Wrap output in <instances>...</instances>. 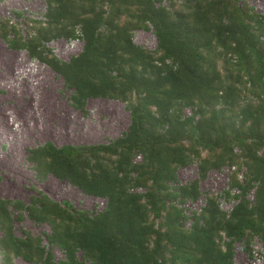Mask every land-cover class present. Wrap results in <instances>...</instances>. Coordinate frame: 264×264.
Here are the masks:
<instances>
[{
    "label": "trees",
    "instance_id": "16d2710c",
    "mask_svg": "<svg viewBox=\"0 0 264 264\" xmlns=\"http://www.w3.org/2000/svg\"><path fill=\"white\" fill-rule=\"evenodd\" d=\"M44 1L32 31L24 36L6 20L0 36L55 71L75 108L119 100L130 123L108 143L28 149L38 177L67 180L105 204L78 209L41 191L28 202L0 197L1 261L235 264V242L249 254L255 239L264 245V15L238 0ZM136 29H152L154 49L132 41ZM57 37L81 40L82 49L60 60L46 45ZM193 162L198 178L179 183L178 168ZM224 165L237 190L224 192L236 201L229 211L199 188ZM200 198L188 213L186 203ZM26 215L50 227L47 246L40 235L15 234ZM51 246L63 255L56 262Z\"/></svg>",
    "mask_w": 264,
    "mask_h": 264
},
{
    "label": "rangeland",
    "instance_id": "374dc122",
    "mask_svg": "<svg viewBox=\"0 0 264 264\" xmlns=\"http://www.w3.org/2000/svg\"><path fill=\"white\" fill-rule=\"evenodd\" d=\"M238 1L241 5L251 7L254 13L264 15V0ZM161 5L167 7L169 4L167 0H163ZM45 10L44 0H0V25L6 20L15 23L25 36L33 30L29 22L43 21ZM261 40L264 48V33ZM132 41L149 50L156 46V37L152 29L133 30ZM46 45L58 59L67 61L82 49L83 41L57 37ZM5 61L6 64L3 63ZM8 63L9 69L5 71L3 68ZM2 71H5L3 75ZM0 76V197L28 202L32 195L41 191L53 200L67 202L78 209L91 211L103 208L104 199L85 194L67 180H61L52 174L43 178L38 177L27 160L28 149L45 142H52L56 146L108 143L126 131L130 123V111L125 103L111 98L93 97L85 102L83 109L75 108L69 98L71 90L64 86L63 79L55 71L31 57L26 50L9 47L1 36ZM32 85L40 93L49 89L64 108L66 112L62 114L61 120L67 125L65 134L55 121H51L49 117L45 118L47 115L45 112L35 109L37 106L39 108L40 103L35 104L33 101L35 93ZM31 128L34 129L29 131ZM231 170L232 168L224 165L208 171L205 177L199 178L200 190L207 195H216L220 208L226 211H229L236 202L224 194L225 191L231 190L229 189ZM177 174L179 183L191 182L198 178L197 163L179 167ZM241 176L240 173L239 178ZM236 191L232 189L231 193ZM203 204L204 199L200 198L197 202L186 203L185 207L190 213L193 210L198 211ZM11 211L13 215L17 214L16 211L12 209ZM24 231L40 235L43 238L42 244L48 245L43 234L50 232V227L46 223H35L26 215L22 221L14 222L16 235H23ZM51 247L53 260L56 262L63 255L57 247ZM250 249L251 254L243 249V242H235V264H264V245L255 239ZM0 264H4L1 258ZM13 264L30 263L16 257Z\"/></svg>",
    "mask_w": 264,
    "mask_h": 264
},
{
    "label": "bare ground",
    "instance_id": "6f19581e",
    "mask_svg": "<svg viewBox=\"0 0 264 264\" xmlns=\"http://www.w3.org/2000/svg\"><path fill=\"white\" fill-rule=\"evenodd\" d=\"M3 63L6 64L7 61H5ZM9 66H10V63H8L6 66H4L3 69L6 71L7 69H9ZM5 71H2L1 75H3L4 74L3 72H5ZM0 78H1V76H0ZM20 85H22V83H20ZM31 87L34 89V93H35V100H33L34 103L35 104H38V102L40 103L39 108L37 106V108H35V109H37V110L41 109L42 112H45L47 114L45 118L49 117L51 121H55L57 123L58 127L60 129H63V131H64L63 134H65L67 132V130H66L67 125L61 119H62V114H64L66 111L64 110V108H62L59 101L53 96L52 93L49 92V89L43 90L42 93H40V92H37L35 90L33 85ZM38 88H40V87H38ZM62 111H63V113H62ZM36 121H37V119H36ZM36 121H35V123H36ZM26 127H27V125H26ZM34 128H35V126H34ZM34 128H31L29 131H32ZM3 165H4V163H3Z\"/></svg>",
    "mask_w": 264,
    "mask_h": 264
},
{
    "label": "built area",
    "instance_id": "2783aa9c",
    "mask_svg": "<svg viewBox=\"0 0 264 264\" xmlns=\"http://www.w3.org/2000/svg\"><path fill=\"white\" fill-rule=\"evenodd\" d=\"M138 158H139V156H138Z\"/></svg>",
    "mask_w": 264,
    "mask_h": 264
}]
</instances>
